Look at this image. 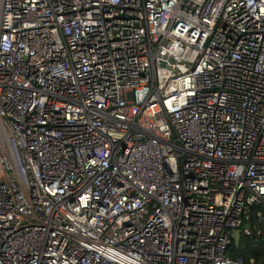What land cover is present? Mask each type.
Segmentation results:
<instances>
[{"label":"built area","instance_id":"2783aa9c","mask_svg":"<svg viewBox=\"0 0 264 264\" xmlns=\"http://www.w3.org/2000/svg\"><path fill=\"white\" fill-rule=\"evenodd\" d=\"M253 218L264 0H0V264H245Z\"/></svg>","mask_w":264,"mask_h":264},{"label":"trees","instance_id":"16d2710c","mask_svg":"<svg viewBox=\"0 0 264 264\" xmlns=\"http://www.w3.org/2000/svg\"><path fill=\"white\" fill-rule=\"evenodd\" d=\"M256 209L257 207H254L252 211ZM251 225L257 229H261L264 235V221L259 222L258 219L253 218ZM231 238V257H242L245 260V264H264V236L254 233L248 237L242 234L239 243H237L234 236Z\"/></svg>","mask_w":264,"mask_h":264},{"label":"rangeland","instance_id":"374dc122","mask_svg":"<svg viewBox=\"0 0 264 264\" xmlns=\"http://www.w3.org/2000/svg\"><path fill=\"white\" fill-rule=\"evenodd\" d=\"M240 236H241V235H240V230L234 232V237L236 238L237 243H239Z\"/></svg>","mask_w":264,"mask_h":264}]
</instances>
